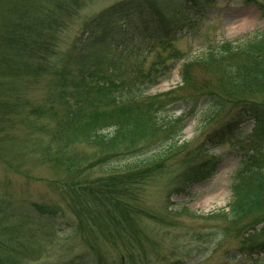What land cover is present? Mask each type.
I'll return each instance as SVG.
<instances>
[{
	"label": "rangeland",
	"instance_id": "rangeland-1",
	"mask_svg": "<svg viewBox=\"0 0 264 264\" xmlns=\"http://www.w3.org/2000/svg\"><path fill=\"white\" fill-rule=\"evenodd\" d=\"M44 3L53 9V17L50 20L53 24L47 33L43 30H37L34 33L39 37L46 34L53 36L54 47L58 51V57H61V53L68 55V46L71 45L72 39L77 34H82V24L93 18L104 8L114 4L119 0H0V24L11 23L12 16L4 19V13L10 10V6L17 8H30ZM241 0H219V4L216 7L215 14H229L232 16H240V19H234L232 22L227 21V16L221 18V22L216 26V41L220 40H236L239 38H251L257 34L261 35L264 32V18L251 6H238L231 4V2ZM56 3V6H55ZM30 4V5H29ZM53 5V7H52ZM69 6L70 15L67 16L63 12V6ZM73 7H78L74 15ZM224 9V10H223ZM63 16L69 18L66 28H56L54 23L57 17ZM76 17L74 21L73 18ZM39 17H32L33 22H38ZM44 19V18H43ZM240 21V22H239ZM239 22H249L251 25L247 27H236ZM12 24V23H11ZM26 24V23H25ZM46 27V24L44 28ZM38 29V28H37ZM49 29V27H48ZM0 30V36L3 35ZM55 35H54V34ZM218 34V37H217ZM213 40L210 33L203 29L200 37L193 38V36H187L179 40L176 44L177 48L181 52L186 53L185 59L180 63L176 72L172 73V76L167 83H162L158 87L152 89L148 95H155L168 91V89L177 88L180 86V75L178 71L180 66L193 56V58L203 51V47L207 46L210 41ZM245 40V39H243ZM97 43V42H94ZM101 43L102 46H98V51L102 54L105 53L106 62L114 59L112 56L114 49L110 48L108 43ZM53 47V50H54ZM67 49V50H66ZM66 50L65 52H63ZM0 55H4L5 51H1ZM79 52H74L71 56L74 60H78ZM190 53V54H189ZM189 54V55H188ZM0 57V202H4L9 207L6 208L3 216L5 222H15L18 226V219L12 216V211H16L18 204H28L31 209V204H42L48 207L58 208L64 215V218L57 219L55 221L56 226L49 228L46 224H42L41 232L46 235L47 229L49 230V237L51 239H58L57 242L50 243V249L47 254H43L41 260L35 263V259H27L25 264H73L71 262L72 257L81 253L84 250V244L81 242V237L77 235H71V237L65 239L68 233H71L70 224L65 222L74 221V210H72L67 204H69V198L74 200L77 195L71 193L70 190L78 188H91L96 191L82 192L80 197L84 203H90V201H96L99 204L114 203L116 193H110L113 186L118 184L112 181V178L108 175L109 167L121 168L127 165V163L136 160L135 156L127 155L124 158L115 157L114 148L101 149L94 147L87 143L85 140V131L88 128V123L92 118V114H89L91 102L88 97H83L80 100V118L74 121L69 117V113L65 103H70V91L62 97L60 90L64 87V83L68 81L70 87L76 91L78 86L70 81V77L67 80L62 79L55 75L54 72H45L47 75H42L39 79H36L28 71L26 66H20L19 68L4 65L1 62ZM192 58V59H193ZM256 60V59H255ZM253 62L252 66L257 65V61ZM57 63V59H54V63ZM193 62V61H192ZM192 62H188L183 66V70H190L192 80L197 78V71L195 66H192ZM91 63L97 64L98 70L101 72L94 81L86 80V84L92 83L93 85L86 87V89H96L99 86L101 91L105 89L101 85L108 73L102 66V61H92ZM124 62H118L121 70L122 79H130L131 76L136 77L139 74L140 66L133 64L129 67H125ZM245 68L250 65V62L245 63ZM30 66V65H28ZM102 69V71L99 69ZM244 68V69H245ZM8 70V71H7ZM244 71V70H243ZM249 74V73H248ZM201 75V74H198ZM217 71L212 72L204 76V80H201L197 84V87H203L204 89L212 88L213 90H222L224 88V82L222 78H218ZM61 85V86H60ZM262 84H254L252 89H246L252 94L251 101H257L264 105V88ZM110 88V87H109ZM84 89L80 94H86ZM91 90L90 93H94ZM100 90V89H99ZM78 104V103H77ZM74 108H77L74 106ZM99 114H105L104 110H100ZM108 114V112H107ZM107 114L101 115L100 119L107 117ZM150 117H148L149 120ZM68 119H70L71 127L67 128ZM73 123V124H72ZM196 124L191 122L188 125L184 139H190L195 132ZM69 144V146H65ZM68 147V149H67ZM141 147L139 145L130 146L129 144H123L118 148V153L122 154L127 152L129 148L136 150ZM75 154V157L79 160H85L87 164L77 163L80 167H76L75 159H70L69 162L63 161V154L65 151H69ZM220 151L215 152L219 154ZM63 155V156H62ZM113 157L108 167L103 169L104 165L99 161L110 160ZM87 158V159H86ZM224 164L218 170V174L213 177L206 185L196 186L192 189L190 197L183 198L175 196L172 199L173 206L164 207L166 202V191L168 190V183L172 176L166 174V176L156 175L154 181L148 183L143 190L142 195L137 197L135 205L137 207L145 208L154 214L163 216L166 224L157 225L154 222L144 219L142 220L143 231L148 238H151L158 244V249H146L145 254L155 259L157 264L166 263L167 260L162 259L164 256H170L171 254H182L183 259L187 264H233L228 261V258L235 257V254H230L228 257H218L225 254V249L235 245L233 240L219 242L218 246L210 245L209 250L202 243L190 241V238L186 236V233L190 230H200L205 222L201 219L194 218V220L182 218L178 215L181 208H187L196 216L203 217L207 213L223 209L224 204L230 199L229 187L231 183V177L237 166L238 157L235 155L227 156ZM109 161V162H110ZM61 163V164H60ZM108 163V162H107ZM116 168V169H117ZM103 169V170H102ZM126 169V168H124ZM123 169V170H124ZM114 174V173H112ZM130 174H132L130 172ZM129 175V174H126ZM147 180L146 182L150 181ZM104 187L99 189L98 184L104 183ZM146 184V183H144ZM102 194H96L93 192H100ZM69 197V198H68ZM132 197V196H131ZM215 197L213 203L205 205L204 202ZM141 201V204L139 203ZM15 204V205H14ZM86 205V204H84ZM78 207V204H77ZM11 208V210H10ZM26 213L31 212L26 207ZM7 215V218H6ZM27 215V214H26ZM137 215V214H136ZM24 228L25 234L34 235L38 230L37 219L28 221ZM87 224L89 228L92 227V221L87 218ZM137 226L141 228V222L137 215ZM24 236L28 242H32V237ZM47 239V238H46ZM45 239V240H46ZM80 243V244H79ZM35 244V243H34ZM33 244V245H34ZM32 245V246H33ZM218 247L221 251L216 255H211L214 252L211 249ZM49 248V244H48ZM206 253L207 256L201 259V254ZM108 261H113L115 264H119L116 257H108ZM238 260V259H237ZM238 264H264V255L261 256L259 262L237 261ZM83 264V263H76Z\"/></svg>",
	"mask_w": 264,
	"mask_h": 264
},
{
	"label": "trees",
	"instance_id": "trees-1",
	"mask_svg": "<svg viewBox=\"0 0 264 264\" xmlns=\"http://www.w3.org/2000/svg\"><path fill=\"white\" fill-rule=\"evenodd\" d=\"M72 9L75 11L76 7L72 6ZM63 12L69 16V6L64 5ZM53 13V9L51 8L50 10L44 1L38 6L27 9L26 7L14 9V6H10V10L4 13V19L12 16V24H0V30L4 31L3 35L0 36L1 51H5L4 55H0L2 57V64L12 65L16 68L26 66L36 79H39L44 74L47 75L45 72H54L56 76L64 80L70 77L69 80L74 82L78 86V89L74 91L70 87L71 84L66 81L64 87L60 90L63 97L71 89L70 98L72 100L69 101L70 103H65L67 110L71 111L69 117L73 119V123L78 117L80 118V100L83 97H88L92 105L89 114H92V118L95 116V119L90 120L87 125L85 140L92 146L100 148V151L114 148L115 157L120 155V158H124L127 155L143 151L146 146L160 136L165 135L164 143L166 140L171 139L173 137L172 133H174L172 132V128L174 127L173 118L171 116H163L164 112L159 113L162 107L157 102L153 105L149 104V102L142 103L146 99L142 98L141 92L150 88L155 80L153 81L152 77L146 76L141 80L142 82L137 81L134 86V78L132 76L131 79L133 81L122 79L121 70L116 58L106 62L105 60L109 54L106 57L105 53L102 54L98 51L97 47H101L102 44L94 43L95 40L91 35V27L105 28L104 24L100 23L95 26V20L86 22L82 27L83 33L74 40L71 48L68 50V55L66 56V54L63 55L61 53V57H58V51L55 50L56 46L54 47L52 35H49V37L46 34L42 37H39L36 33L31 35L35 29L36 31L44 29L47 33L53 28V24L50 21ZM33 16L39 17L38 22L31 20ZM68 19L63 16L57 17L54 23L55 27L66 28L69 23ZM45 24L46 27L44 28ZM105 37L104 35L103 38ZM76 51L83 55V60H74L71 55ZM55 58L57 59V63H54ZM251 59L259 61L255 67L252 66L253 62ZM96 60L102 61V66H104L105 71L108 73L106 80L102 84H99L103 88L105 87L104 91H101L99 86L95 87V90L86 89V87L93 85L92 83L86 84V80L95 82L96 78L101 75L97 64L91 63ZM247 61L250 62V65L245 68ZM191 65L199 67L197 69H201L206 75L217 71L219 74L218 78L224 79V88L222 90L216 89L223 99L238 100V102L249 100L252 94L246 89H252L254 84H262L261 87L264 88V33L248 38L242 43L224 44L199 54V56L194 58ZM99 69L102 71L100 67ZM95 75H97L96 78L93 77ZM190 76V70H183L185 85L191 81ZM153 77L155 78L156 75ZM139 86L140 89L137 88ZM141 88L143 89L142 91ZM84 89H86V94H80ZM207 89L211 90L212 88L208 87ZM91 90H94V93H90ZM74 106L77 108H74ZM100 110H104L105 114L108 112L107 117L105 116V118L100 119L101 115H105L99 114ZM148 117H150L149 120ZM66 127H71L70 119H68ZM123 144H129L130 146L141 144V147L136 150L129 148L127 152L119 154L117 149ZM65 146H69V144ZM180 149V146L172 143L171 145L162 147V149L153 154L136 158V160L127 163L124 167H109L106 172L111 178L115 176L116 178H112V181L116 180L115 182L118 183L110 191L112 194L116 193L114 203H109L110 208L102 204L107 216L111 213L110 209L114 210L116 216H113L111 221L110 217L104 219L105 215L101 212V204L96 201L84 203L81 199L80 195L82 192L96 191L91 188L77 187L74 190H70L71 193H77L78 196L74 200L68 197L69 204L67 206L78 215L82 213L90 214L93 220L100 221L95 227L98 226L103 231L109 232V230L118 228L119 225L124 226L123 221L125 222L126 214L123 211L122 204L129 197V193L132 192L137 184H141L145 179L150 178L152 173L157 174L164 169ZM63 155L64 159L62 163L75 159L74 166L76 167H80L77 163H82V165L87 164L85 160H79L80 158L75 157V154L71 151L69 153L65 151ZM112 159L113 157L111 161H99L104 165L103 169L114 161ZM178 166L179 164L175 167H170H174V170H177ZM104 184L105 182L98 184L99 189L97 190H101ZM233 191L234 199L229 207V212L225 214L224 211H218L214 214L215 217H222L228 222L236 224L244 222L253 215L264 214V169L253 168L249 172L242 174L239 182L235 184ZM93 193L102 194L101 191ZM86 217L85 215L84 220H86Z\"/></svg>",
	"mask_w": 264,
	"mask_h": 264
},
{
	"label": "bare ground",
	"instance_id": "bare-ground-1",
	"mask_svg": "<svg viewBox=\"0 0 264 264\" xmlns=\"http://www.w3.org/2000/svg\"><path fill=\"white\" fill-rule=\"evenodd\" d=\"M237 24H239V23H237ZM249 25H251L249 22H242V23H240L239 25H237L236 27H247V26H249ZM215 200V197H212V198H209V199H207L205 202H204V204L205 205H208V204H211V203H213V201Z\"/></svg>",
	"mask_w": 264,
	"mask_h": 264
}]
</instances>
